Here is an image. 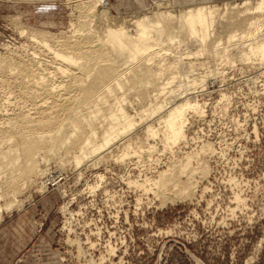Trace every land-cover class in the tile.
Listing matches in <instances>:
<instances>
[{
    "label": "rangeland",
    "instance_id": "obj_1",
    "mask_svg": "<svg viewBox=\"0 0 264 264\" xmlns=\"http://www.w3.org/2000/svg\"><path fill=\"white\" fill-rule=\"evenodd\" d=\"M74 1L0 0V52L24 40L12 28V16L21 15L23 23L34 27L66 31ZM156 1L165 0H105L113 17L125 18L153 10ZM228 1L240 4L243 0H170L176 7L209 2L220 8ZM193 47L179 44L165 56L166 61H179L181 70L193 61L196 72L214 67L220 71L208 77L203 87L188 90L202 104L203 113L189 114L186 142L170 152L163 150L158 138H149L155 146L146 153L141 124L137 132L143 153L123 162L115 159L121 152L117 144L111 147L113 156L108 148L100 154L105 153L104 158L93 156L80 166L70 161L75 147L71 152L58 149L47 163L45 187L40 189L36 179L16 193V199L23 201L19 209L2 211L0 264H264V66L257 61H214L205 54L194 55ZM167 67L165 62L158 82L171 72ZM179 76L171 86H178ZM20 88L17 83L11 85L18 101L13 97L8 103L0 94V119L7 117L4 110L16 114V106L23 105L32 115L38 111L34 115L40 120L39 129L57 124L39 112L48 113L52 99L23 100ZM135 92L128 94L131 114L146 105L155 90L148 85L137 91L144 93L142 100ZM74 95H62L59 115L66 113V105L76 103ZM79 109L89 110L84 103ZM187 151L195 153L192 166L199 162L203 168L192 174L195 182L187 194H179L170 184L167 189L143 190L130 183L154 177ZM178 178L184 181L187 175H178L172 182Z\"/></svg>",
    "mask_w": 264,
    "mask_h": 264
},
{
    "label": "bare ground",
    "instance_id": "obj_2",
    "mask_svg": "<svg viewBox=\"0 0 264 264\" xmlns=\"http://www.w3.org/2000/svg\"><path fill=\"white\" fill-rule=\"evenodd\" d=\"M15 1L33 4L46 0ZM75 1L66 31L27 25L21 15L9 21L24 40L14 47L4 43L6 51L0 52L1 98L8 103L13 97L17 100L11 89L13 83L20 85L18 93L23 100L50 98L52 108L46 110L49 114L39 112L57 124L39 129L38 111H34L37 116L32 115L23 105L16 106V114L10 112L13 116L4 110L7 117L0 119V219L3 210L22 205L23 201L15 196L18 191L36 179L40 189L45 187L47 163L60 148L71 152L75 147L70 161L80 166L93 156H98L97 160L104 158L105 153L100 156L103 150L117 144L121 152L115 159L123 162L130 155L143 153V140L137 132L141 124L146 153L155 146L149 144V138H158L163 150L170 152L186 142L189 114L203 113L202 104L190 91L203 87L219 69L196 72L195 62L188 61L181 70L179 61H166L165 56L175 52L179 44L193 45L194 55L205 54L214 61H257L264 66V0H243L240 4L228 1L223 8L209 2L176 7L170 0H162L153 3V10L138 11L127 19L125 15L113 17L105 0ZM165 62L171 72L164 75L165 81L158 82ZM177 74L178 86L173 87L170 82ZM8 77L13 79H5ZM148 85L154 87L155 93L149 94L146 105L131 114L127 110L129 91H136L134 95L142 100L144 93L137 91L146 90ZM180 87H185L183 92H179ZM73 92L76 103L66 105V113L59 115L57 107H62V95L71 96ZM81 103L88 105L87 112L77 110ZM109 152L113 156L112 149ZM194 155L187 151L171 159L154 177L130 183L143 190L167 189L170 184L171 189L177 187L178 193L185 195L191 182H195L192 174L203 170L199 162L192 166ZM59 162L63 165L65 161L60 157ZM182 174L187 175L186 180L172 182Z\"/></svg>",
    "mask_w": 264,
    "mask_h": 264
},
{
    "label": "crops",
    "instance_id": "obj_3",
    "mask_svg": "<svg viewBox=\"0 0 264 264\" xmlns=\"http://www.w3.org/2000/svg\"><path fill=\"white\" fill-rule=\"evenodd\" d=\"M32 4V3H31Z\"/></svg>",
    "mask_w": 264,
    "mask_h": 264
}]
</instances>
